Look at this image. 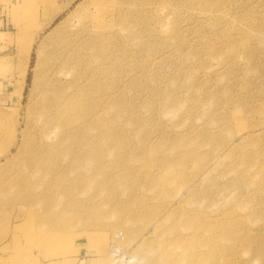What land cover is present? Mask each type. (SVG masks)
Listing matches in <instances>:
<instances>
[{
	"label": "rangeland",
	"instance_id": "1",
	"mask_svg": "<svg viewBox=\"0 0 264 264\" xmlns=\"http://www.w3.org/2000/svg\"><path fill=\"white\" fill-rule=\"evenodd\" d=\"M81 27L89 100L42 136ZM117 233L134 264H264V0H0V264H100Z\"/></svg>",
	"mask_w": 264,
	"mask_h": 264
},
{
	"label": "bare ground",
	"instance_id": "2",
	"mask_svg": "<svg viewBox=\"0 0 264 264\" xmlns=\"http://www.w3.org/2000/svg\"><path fill=\"white\" fill-rule=\"evenodd\" d=\"M89 23L92 24V21ZM84 29H85L84 27H81L80 29L75 30L74 33H72L70 36L68 35L65 39L61 40L62 46L59 49V51H55L45 60V80L43 82V88L36 105V111H35L36 114H34L36 115L37 122H40L41 124V126L40 124H38L40 127L38 129H40L42 133L43 131H45V134L42 136L45 135L47 136L57 127L59 131V132L57 131L59 136L61 138L67 137L68 136L67 131L69 125L68 116H70L71 113L77 111L80 107H82L85 101L87 102L89 100V99L82 100V97L85 96L86 88L90 86L89 80L91 79V77L86 76L88 74L87 73L88 63H86L85 61L86 59L87 60L89 59V55L87 54V51L90 50V46L93 43L94 38L97 37H94V35L85 36ZM99 52L101 53V51ZM22 76L24 80L25 73ZM68 84L69 85L72 84L71 86L72 89L68 94H66L64 91V86ZM77 128L75 130H77ZM251 129L252 128L248 130L245 127L243 131L249 132L252 131ZM107 227H111V225H108ZM131 227H135V225L131 223ZM133 233H134L133 230L129 231L130 235H132ZM117 234L120 235L121 238L120 241H118V243L123 242L122 245L120 246L125 248L127 246V239H126L127 237H125V235H122L121 233H117ZM118 235L114 236L113 234L114 242H116L115 238ZM95 252L98 257L100 256L99 257L101 259L100 264H108L107 250L105 251L104 244L102 241L99 245H96ZM103 252L104 254L101 255V253ZM163 261L164 262L161 263L162 261L160 262L159 260V263L161 264L170 263L168 262V260L165 261L164 258Z\"/></svg>",
	"mask_w": 264,
	"mask_h": 264
},
{
	"label": "built area",
	"instance_id": "3",
	"mask_svg": "<svg viewBox=\"0 0 264 264\" xmlns=\"http://www.w3.org/2000/svg\"><path fill=\"white\" fill-rule=\"evenodd\" d=\"M116 242H112V244L107 248V260L108 264H134L132 258L128 255V252L125 251L126 248L120 246L118 241H120V235L115 238ZM87 261L85 258L80 259V264H84Z\"/></svg>",
	"mask_w": 264,
	"mask_h": 264
}]
</instances>
